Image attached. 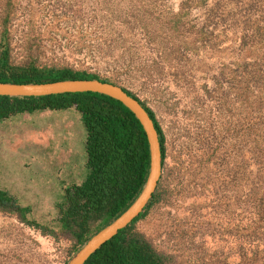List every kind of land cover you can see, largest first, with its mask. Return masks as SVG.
I'll list each match as a JSON object with an SVG mask.
<instances>
[{
	"label": "rangeland",
	"instance_id": "rangeland-1",
	"mask_svg": "<svg viewBox=\"0 0 264 264\" xmlns=\"http://www.w3.org/2000/svg\"><path fill=\"white\" fill-rule=\"evenodd\" d=\"M185 1L182 10L184 0H0V31L9 28L14 63L95 73L155 110L168 136L166 190L136 228L168 264H264V253L253 255L264 239L245 230L253 210L226 164L240 104L236 42L209 16L213 0ZM86 134L74 106L0 119V189L59 229L65 187L87 173ZM72 245L0 209V264H64Z\"/></svg>",
	"mask_w": 264,
	"mask_h": 264
},
{
	"label": "trees",
	"instance_id": "trees-1",
	"mask_svg": "<svg viewBox=\"0 0 264 264\" xmlns=\"http://www.w3.org/2000/svg\"><path fill=\"white\" fill-rule=\"evenodd\" d=\"M204 1L198 0V3ZM208 11L209 16L225 21L222 29H230L233 36L230 40L236 42L233 47L236 67L232 76L237 77L235 84L239 86L240 104L230 127L234 140L230 141L231 155L226 160V164L229 162V181L235 189L242 191L244 203L253 210L245 226L248 238L264 239V0H213ZM10 13L8 9L1 17L3 23L9 21ZM8 29L6 25L0 31V81L96 77L117 83L67 66H40L33 60L14 63L10 57ZM123 87L129 94L140 98ZM140 100L160 134L162 165L165 167L166 129L155 110ZM70 106L81 112L86 127L87 173L81 182L65 187L64 200L58 204L60 228L28 217L31 207L20 204L11 194L0 189V209L18 210L21 221L55 237L63 233L73 242L66 261L89 236L130 205L140 191L149 168L147 133L142 123L129 107L110 95L94 91H64L23 97L0 95V119L19 112ZM162 177L163 171L145 210L103 244L85 264H168L170 256L156 250L148 237L136 228V222L162 198L166 190ZM233 196L236 201V194ZM261 253L264 251L257 250L253 255Z\"/></svg>",
	"mask_w": 264,
	"mask_h": 264
},
{
	"label": "water",
	"instance_id": "water-1",
	"mask_svg": "<svg viewBox=\"0 0 264 264\" xmlns=\"http://www.w3.org/2000/svg\"><path fill=\"white\" fill-rule=\"evenodd\" d=\"M94 91L110 95L122 101L140 120L147 133L149 148V168L146 179L130 205L119 215L89 236L88 240L66 261L65 264H85L107 241L111 240L121 229L139 216L152 200L158 181L162 175L163 165L160 149V134L154 119L140 98L127 92L120 84L99 78H59L49 81H0V95L38 96L59 92Z\"/></svg>",
	"mask_w": 264,
	"mask_h": 264
}]
</instances>
